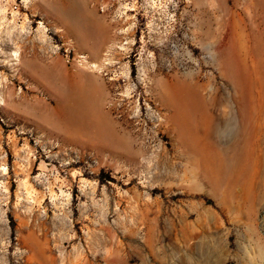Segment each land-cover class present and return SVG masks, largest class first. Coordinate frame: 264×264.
Returning <instances> with one entry per match:
<instances>
[{"label":"rangeland","instance_id":"1","mask_svg":"<svg viewBox=\"0 0 264 264\" xmlns=\"http://www.w3.org/2000/svg\"><path fill=\"white\" fill-rule=\"evenodd\" d=\"M0 264H264V0H0Z\"/></svg>","mask_w":264,"mask_h":264},{"label":"bare ground","instance_id":"2","mask_svg":"<svg viewBox=\"0 0 264 264\" xmlns=\"http://www.w3.org/2000/svg\"><path fill=\"white\" fill-rule=\"evenodd\" d=\"M75 13V12H74ZM71 16H73L71 14ZM83 26H84V30L87 34L90 33V23L88 22V20H85V18H83L82 20ZM56 96H57V108L58 110L63 113L66 116H72L74 113V106L76 105L79 108V111L77 112V114H79V116L81 117L82 121H90V117H91V111L88 109L89 105H88V101L86 100L85 97L81 96L79 100L76 101V104L74 103V99L69 91V89L65 86V87H56ZM185 103V100H184ZM189 104V102H188ZM184 106H187L186 104H184ZM85 118V119H84Z\"/></svg>","mask_w":264,"mask_h":264},{"label":"crops","instance_id":"3","mask_svg":"<svg viewBox=\"0 0 264 264\" xmlns=\"http://www.w3.org/2000/svg\"><path fill=\"white\" fill-rule=\"evenodd\" d=\"M76 81L78 85H80V87H82L83 89L86 88V86L91 87V83L87 81L86 79L79 78Z\"/></svg>","mask_w":264,"mask_h":264}]
</instances>
